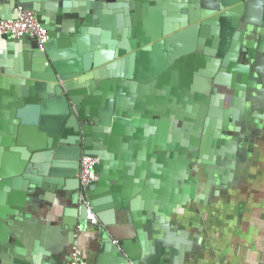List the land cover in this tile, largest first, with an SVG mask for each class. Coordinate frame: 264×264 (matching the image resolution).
I'll return each mask as SVG.
<instances>
[{
  "label": "crops",
  "instance_id": "0c3cea01",
  "mask_svg": "<svg viewBox=\"0 0 264 264\" xmlns=\"http://www.w3.org/2000/svg\"><path fill=\"white\" fill-rule=\"evenodd\" d=\"M17 4L55 37H0V264H66L77 227L82 264H264V0Z\"/></svg>",
  "mask_w": 264,
  "mask_h": 264
},
{
  "label": "built area",
  "instance_id": "2783aa9c",
  "mask_svg": "<svg viewBox=\"0 0 264 264\" xmlns=\"http://www.w3.org/2000/svg\"><path fill=\"white\" fill-rule=\"evenodd\" d=\"M0 36H6L11 39L33 37L41 52L44 51V45L49 39L46 28L38 22L35 12L22 6L16 8L14 18L0 20ZM96 163L97 159L91 156L84 155L80 159L78 179L82 201H85V189L98 180V173L95 170ZM86 219L93 223L97 222V218L90 206L86 210ZM78 230L79 228L77 227L73 232L74 241L66 264H82V252L77 242Z\"/></svg>",
  "mask_w": 264,
  "mask_h": 264
},
{
  "label": "water",
  "instance_id": "95a60500",
  "mask_svg": "<svg viewBox=\"0 0 264 264\" xmlns=\"http://www.w3.org/2000/svg\"><path fill=\"white\" fill-rule=\"evenodd\" d=\"M18 6L19 5L17 4V6L15 8H17ZM22 7L23 8H26V9H30V8H27V7H24V6H22ZM35 15H36V18L38 20L37 13H35ZM14 17H15V14H14V16H12L10 18H7V19H11V18H14ZM38 22H39V20H38ZM41 26H42V24H41ZM46 30H47L48 35H49V39L47 40V42H49L50 40H53L54 39L55 35H54V33L51 30H49V29H46ZM0 37L7 38V39H11V38H8L6 36H0ZM29 38H33V37H29ZM33 39L35 40V38H33ZM12 40H15V39H12ZM47 42L44 45V51H45V47H46ZM37 48H38V45H37ZM39 52H41V51H39ZM44 67L47 68V69H49L51 67L48 60H44ZM64 119H65V114H41L39 116V119H38L37 128L40 131H43V132L60 133V131L62 129V124H63ZM84 155L85 156H91V157H94V158L97 159V163L95 165V170L98 173L97 165L100 162V159L98 158V156L91 155V154H88V153H85L82 156H84ZM79 166H80V160H79ZM99 180H100V175L98 173V180H97V182L89 185L85 189V198H84L85 201H82L81 200V195H80V192H81V190H80V183H79V179H78L79 190H78V201H77V205H76V211H77L76 213H77V216L79 215V217H81V218L83 217L85 219L86 218V210H87V207H89V206L92 208V210L94 212V209H93V206H92V203H91V200H90V196H89V190H90V187L96 186L98 184ZM96 218H97V216H96Z\"/></svg>",
  "mask_w": 264,
  "mask_h": 264
}]
</instances>
